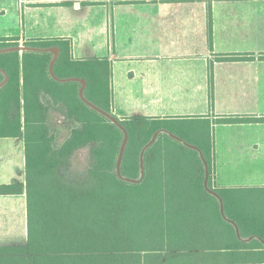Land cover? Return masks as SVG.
<instances>
[{"label": "trees", "instance_id": "16d2710c", "mask_svg": "<svg viewBox=\"0 0 264 264\" xmlns=\"http://www.w3.org/2000/svg\"><path fill=\"white\" fill-rule=\"evenodd\" d=\"M208 43L211 13L208 6ZM18 38H0V49L18 47ZM23 51L0 52V137L23 138L27 244L0 247V264H208L264 262V219L253 213L249 196L264 188L216 187L211 179L212 147L204 137L185 143L158 133L161 121L119 118L111 109L110 66L106 59H74L67 39L31 40ZM57 47L59 54L50 62ZM238 55L221 56L231 60ZM264 59V55L260 57ZM6 75V80H5ZM111 115L127 134L91 108ZM5 80V81H4ZM4 82V83H3ZM212 97V64L209 76ZM57 108L75 126L61 145L49 113ZM264 121L228 117L218 122ZM176 135V134H175ZM178 136V135H176ZM89 146L90 161L78 178L67 175L75 151ZM223 202V215L219 200ZM21 184L0 185V193H22ZM261 195L260 197L264 196ZM261 199V200H262ZM197 238V239H196ZM209 241L198 246L194 240ZM186 243L180 245V243Z\"/></svg>", "mask_w": 264, "mask_h": 264}, {"label": "crops", "instance_id": "0c3cea01", "mask_svg": "<svg viewBox=\"0 0 264 264\" xmlns=\"http://www.w3.org/2000/svg\"><path fill=\"white\" fill-rule=\"evenodd\" d=\"M90 7L102 9L101 15L87 16ZM44 15L55 19L52 28ZM7 16L15 29L1 31L0 38H18L19 46L31 40L67 39L72 58L106 59L111 109L117 117L204 124L211 135L214 186L264 188V121L218 122L264 117V0H0V19ZM41 19L50 33L39 31V26L29 33L28 26ZM227 55L243 58L220 59ZM53 110L58 109L49 116ZM17 158L24 167L20 180ZM11 184H21L23 191L0 193V247L5 248L27 244L22 137H0V185ZM236 236L264 244L258 236L242 238L237 227Z\"/></svg>", "mask_w": 264, "mask_h": 264}, {"label": "rangeland", "instance_id": "374dc122", "mask_svg": "<svg viewBox=\"0 0 264 264\" xmlns=\"http://www.w3.org/2000/svg\"><path fill=\"white\" fill-rule=\"evenodd\" d=\"M9 1V0H8ZM8 5V4H7ZM48 9L44 10L47 11ZM102 9L95 7L91 9H86V15L89 16L90 18H93L92 16H96L97 14H100V11ZM41 13V12H40ZM67 15H71L72 19L74 18V13H67ZM45 16V15H44ZM84 16V15H83ZM38 18L39 15H37ZM44 19L47 21V25L51 26L52 28V23L54 22L55 19H51V16L47 17L45 16ZM44 19H41L40 22L37 21L35 22L32 26H28V31L29 33H35L38 31L39 26V31H42L43 33H50V31H46L43 28V21ZM50 28V29H51ZM7 29H15V25L13 22L10 20V18L7 16L4 19H0V32L1 31H6ZM49 123L50 126L53 128L55 131V144L56 145H61L65 139L69 136L71 129L75 126V124L71 123L68 119H66L63 114L59 110H53L51 112V115L49 116ZM164 124V125H163ZM161 125L165 126L167 130L163 129L161 130L162 133H167L169 136L174 138V135L183 136L185 137L186 140L190 142L196 141V138L204 137L205 133L207 132V127L204 126L202 123H197L195 121H187V120H169V121H162ZM175 135V136H176ZM157 137V136H156ZM175 139V138H174ZM176 140V139H175ZM23 154V151H21ZM90 161V156H89V146H84L78 149L73 153V155L70 157L68 161V166L66 167V173L68 176L72 178H78L80 177L88 167ZM15 169H16V174L18 176L17 180L23 179L24 177V167L22 166L20 159L17 158L15 159ZM263 194H257V196L254 197V200L250 201V206L252 208V211L256 216L259 218L264 219V199L260 198V196ZM264 196V195H263ZM262 199V200H261ZM197 239V238H196ZM205 240H194L191 242L193 245H198V246H204L208 245L209 241ZM186 243H180V245H183Z\"/></svg>", "mask_w": 264, "mask_h": 264}, {"label": "water", "instance_id": "95a60500", "mask_svg": "<svg viewBox=\"0 0 264 264\" xmlns=\"http://www.w3.org/2000/svg\"><path fill=\"white\" fill-rule=\"evenodd\" d=\"M26 49H29V50H32L33 48H27V47H24V46H18V47H10V48H5V49H0V52H7V51H10V50H19V51H23V50H26ZM48 51H51L53 53V59L52 61L50 62V73L52 74L53 76V73H52V65H53V62L54 60L56 59L57 57V53H58V48L57 47H53V48H50V49H47ZM5 80H6V75H5ZM4 80V81H5ZM78 80L80 83H81V87L79 89V96L80 98L86 102L91 108L99 111L100 113H102L103 115H105L106 117H108L109 119H111L114 123L118 124L119 127H121V125L117 122L116 119H114L111 115L107 114L106 112L96 108L94 105L90 104L89 102H87V100L85 99L84 95H83V89H84V86H85V81L83 79H76ZM4 83V82H3ZM1 85V84H0ZM123 132H124V140H123V143H122V146H121V149L119 151V156H118V160H117V172H119V165H120V162H121V157H122V153H123V150H124V147H125V144L127 142V134L125 132V130L123 129V127H121ZM161 130L157 131L153 136L152 138L150 139V141L148 142V144L143 148L142 152H141V157H140V170H141V173H142V157H143V153H144V150L155 140L156 136L158 135V133H160ZM168 133V132H167ZM169 134V133H168ZM174 138L178 141H180L181 143L187 145L188 147L190 148H193V149H196L198 150V148L194 145H190V144H187L185 143L181 138L177 137L174 135ZM199 151V150H198ZM200 153V156L203 160V163H204V167H205V184H206V180H207V177H208V170H207V166H206V162L203 158V156L201 155V152L199 151ZM209 192L212 194V195H215L218 200H219V204H220V212L221 214L223 215V202L221 200V198L216 195L215 192L209 190ZM224 216V215H223ZM224 218L226 219V217L224 216Z\"/></svg>", "mask_w": 264, "mask_h": 264}]
</instances>
